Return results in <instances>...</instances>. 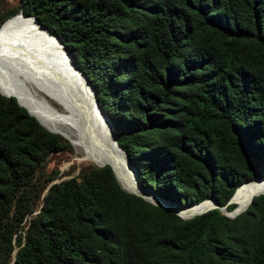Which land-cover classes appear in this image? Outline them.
Masks as SVG:
<instances>
[{"label":"trees","instance_id":"1","mask_svg":"<svg viewBox=\"0 0 264 264\" xmlns=\"http://www.w3.org/2000/svg\"><path fill=\"white\" fill-rule=\"evenodd\" d=\"M19 11L88 81L139 187L182 208L238 192L232 211L264 177V0H17L0 25ZM67 149L0 94V264H264V193L181 219L108 165L43 192Z\"/></svg>","mask_w":264,"mask_h":264},{"label":"bare ground","instance_id":"2","mask_svg":"<svg viewBox=\"0 0 264 264\" xmlns=\"http://www.w3.org/2000/svg\"><path fill=\"white\" fill-rule=\"evenodd\" d=\"M20 15L0 28V93L14 97L45 129L68 140L88 163H111L121 188L134 190L131 170L97 111L90 89L55 38ZM263 191L264 179L245 183L238 206L223 212L238 214L252 196ZM237 195L230 198L232 205ZM205 201L190 209L198 212L212 205Z\"/></svg>","mask_w":264,"mask_h":264},{"label":"rangeland","instance_id":"3","mask_svg":"<svg viewBox=\"0 0 264 264\" xmlns=\"http://www.w3.org/2000/svg\"><path fill=\"white\" fill-rule=\"evenodd\" d=\"M16 5H17V0H0V10L2 11V13H5L15 8ZM18 15L20 14L16 13L6 18V20L0 25V28L7 20L12 19ZM22 17L34 22L33 19L25 17L24 15ZM67 142L69 143V149L59 150L51 153L47 157L43 166L39 169L38 172L39 177L41 181L45 184L43 192L51 183L59 182L61 180H65L67 178L76 176L80 170L94 166V164L88 163L83 157H81V155L75 151V149L68 140ZM38 205L39 202L34 207V211L31 213V215L36 212ZM28 218L29 216L26 217V219L22 222V224L25 225ZM23 230L24 228L21 229V232H23Z\"/></svg>","mask_w":264,"mask_h":264},{"label":"water","instance_id":"4","mask_svg":"<svg viewBox=\"0 0 264 264\" xmlns=\"http://www.w3.org/2000/svg\"><path fill=\"white\" fill-rule=\"evenodd\" d=\"M18 13L22 15V13H21L20 11H19ZM27 17H31V18L37 23V25H38L39 27H41L42 29H44L48 34H51V35L55 38V40L58 42V44L61 46V48L63 49V51L65 52V54H66V55L68 56V58L70 59V62H71V64H72L73 68L79 73V75L82 77V79H83V81L85 82V84L87 85V87L90 89V91H91V93H92V97H93L94 105H95L97 111H98V112L100 113V115L103 117V119H104V121H105V123H106V125H107V127H108V129H109V131H110V133H111L112 139L114 140V142H115L117 148L120 149V147L118 146V144H117V142H116L115 135H114V133H113V130H112V128H111V125H110V123H109V121H108L106 115H105V114L102 112V110L99 108L98 102H97V100H96V98H95V92H94V90L92 89V87L90 86V84L88 83V81L84 78V76L82 75V73L80 72V70L75 66L74 61H73L72 58L69 56V54L67 53V51H66V49L64 48V46L62 45V43L57 39V37H56L55 35H53L52 33L48 32L45 28H43V27L38 23V21H37L34 17H32V16H27ZM0 94H1V93H0ZM1 95H4V94H1ZM4 96H9V95H4ZM15 100H16V99H15ZM16 102H17V101H16ZM17 103H18V102H17ZM18 104H19V103H18ZM19 105H20V104H19ZM20 106H21V105H20ZM25 110H26V109H25ZM26 111H27V110H26ZM27 112H28V111H27ZM30 115H31V114H30ZM35 119H36V118H35ZM36 120H37V119H36ZM39 124H40V123H39ZM120 150H121V149H120ZM121 151H122V150H121ZM122 153H123V151H122ZM123 155H124V158H125V162H126L127 166L129 167V169L131 170V173H132V177H133V181H134V187H135L134 190L126 191V190H124V189L121 188V186L119 185L118 180H117L116 172H115L114 167H113V165H112L111 163H106V162L104 163V162H101V163H97L96 166L108 165V166L110 167V169H111L113 175H114V178H115L117 184H118L119 187H120L122 190H124L125 192L131 193V194H134V195H137V196L141 197L142 199L146 200L147 202H149V203H151V204H153V205H157V206H160V207H162V208L169 209V210H171L172 212H174V213H175L178 217H180L181 219H188V218H191V217H193V216H195V215L201 214V213H203V212H205V211H207V210H209V209H212V208H216V209H218L220 213H222L223 215H225V216H227V217H233V216L236 215V214H235V215L229 216V215H227L226 213L223 212V211H224L223 209H226V206L229 205V204H231V201H230V197H231V196L229 197V199H228V200L225 202V204H223V205H220V204H218L217 202H215V201H213V200L205 199V200L210 201V202L212 203V205L209 206V207H207V208H205V209H203V210H201V211H198V212H194V211H192L190 208L193 207V206H195V205H197L198 203L202 202L203 200L200 201V202H198V203L195 204V205H192V206H190V207H186V208H182V207H178V206H172V207H169V206H167V205H164L163 203H161V202H163V201H161L160 199H158L157 197H155L152 193H150V192H148V191L142 189L141 187H139V185H138L137 182H136L135 173H134V171H133V169H132L130 163L128 162L127 158L125 157V154H124V153H123ZM258 179H264V177H257V178H255V179H253V180H250V181H255V180H258ZM247 182H249V181H247ZM243 183H246V182H243ZM243 183H242V184H243ZM146 193H147V194H146ZM261 193H264V191H263V192H260V193H258V194H261ZM145 194L148 195L149 197L146 196ZM258 194H255V195H258ZM250 199H251V198H250ZM249 201H250V200H249ZM249 201H248V203H249Z\"/></svg>","mask_w":264,"mask_h":264}]
</instances>
